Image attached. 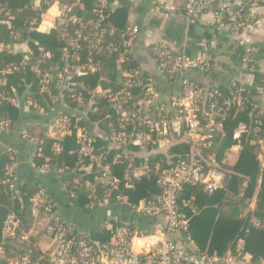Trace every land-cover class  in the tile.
<instances>
[{
	"label": "built area",
	"instance_id": "2783aa9c",
	"mask_svg": "<svg viewBox=\"0 0 264 264\" xmlns=\"http://www.w3.org/2000/svg\"><path fill=\"white\" fill-rule=\"evenodd\" d=\"M86 1L90 0H59L61 15L51 17V27L43 32L57 31L59 39L65 44L61 49V66L46 68L54 55L40 47L37 42L34 43V50L26 44H14L12 50L22 53L24 60H28L33 53L37 55L30 69L38 78L39 92L45 94L51 104L49 113L38 110V113L47 119L44 123L46 137L55 141L53 149L58 153L61 147L57 141L74 135L79 149L70 150L69 153H75L82 161L77 173L93 174L92 183L106 187L105 200L99 207L106 206L108 202V205L123 207L130 213L146 218L162 217L164 225L152 232L143 233L135 224L114 225L113 221L116 220H109L103 229L110 233V241L90 240L88 234L67 223L59 215L54 204L44 206L42 216L39 217L40 207L49 195L46 189L38 188L29 200L32 206L30 214L35 219V224L29 231L20 230V219L11 212L3 222L1 235L3 240L21 245L29 243L32 235L41 229L51 241L52 253L48 254L38 248L37 257H30L28 254L5 257L4 249L0 247V257L6 264H232L235 260L229 254L222 259L208 258L198 253L195 258L188 256L173 239V233L185 235L189 229L190 218L177 207V194L184 185H200L204 191L213 193L225 182L226 175L214 167V159L209 157L208 161H203L200 153L208 148L212 135L221 130V122L226 118L227 109L232 105H240V93L247 88L239 81H232L231 86L237 95L224 102L223 107L219 106L214 100L218 94L217 88L202 86L189 76L191 72L208 71V59L178 54L169 44L159 41L147 46L148 55L155 62L160 74L168 79L180 80V89L177 92L159 99L152 74L147 73L142 77V69L124 66L131 58H136L135 46L140 36L139 27L127 23L124 29L118 30L111 25L110 11L114 9L112 0H94L92 5H86ZM234 1H238L235 11ZM56 2L57 0H39L37 7V0L31 1L34 9L44 6L39 19L33 21V31L38 32L37 28L43 23L42 18ZM183 2L189 22L195 14L201 12L210 15L214 23H220L221 14L227 15L230 20L237 17L240 19V13L246 6V18L235 26V29L241 28V31L251 33L264 18V0ZM152 3L163 7L161 0H152ZM15 21V16L10 11L0 8V26L11 30ZM224 27L233 30L229 25ZM5 48L6 44L0 41V52ZM81 50H88L84 61L79 56ZM99 52H107L116 57L114 64L120 76L116 89L103 88L99 84L89 87L78 79L99 71L101 64L94 57ZM12 70L18 68H7L4 73ZM84 92L88 97L83 96ZM254 92L259 100V113L264 114V77ZM98 99L107 102L110 125L115 127L112 134L104 135L107 151L96 149L95 137L89 130L80 126V123L86 120V111L95 113L99 109ZM11 102L28 110L32 105L30 100ZM70 103L75 104V107L77 105V108H71ZM201 116L207 119L204 125L201 123ZM11 129L13 128L10 120L0 121V132ZM249 129L245 123H240L234 129L230 153L240 152ZM254 131L259 133V127H255ZM20 138L37 151L38 157H42L40 150L35 148L36 140L31 138L23 127L20 130ZM176 141L187 142L189 151L175 161H158L154 164L151 162L157 154L166 155L170 145ZM249 145L254 147V156L264 169V138H255ZM113 150L118 152L109 161L107 152ZM121 159L127 162L122 179L111 169V165L117 164ZM38 169L42 173L51 172L48 165ZM151 172L157 176L158 194L140 199L137 203L130 202L120 189L132 188L131 180H139ZM59 173L61 171L58 170L56 174L63 177L64 174ZM7 174L5 182L9 184L10 190H15L18 178L15 161L7 166ZM64 192L67 197H71L73 193L65 190ZM184 240L191 242L188 236ZM241 245L240 240L238 248ZM261 264H264V261Z\"/></svg>",
	"mask_w": 264,
	"mask_h": 264
},
{
	"label": "trees",
	"instance_id": "16d2710c",
	"mask_svg": "<svg viewBox=\"0 0 264 264\" xmlns=\"http://www.w3.org/2000/svg\"><path fill=\"white\" fill-rule=\"evenodd\" d=\"M31 1L0 0V8L10 11L16 20L11 30H6L0 26V41L6 44L5 50L0 52V121L10 120L12 128L21 125L19 116L22 111L21 107L11 100L18 102L30 100L32 105L29 110L37 114L38 110L49 113L51 106L46 95L39 92L38 78L30 69L34 65V58L37 55L33 53L28 60H24L22 53L12 50V45L26 44L34 50L36 48L34 43L37 42L40 47L51 51L54 57L47 63L46 68L61 66V49L65 46L59 39L57 31L38 33L32 30L33 21L39 19L44 6L40 9H34ZM93 1H86V5H92ZM237 2H233L234 11L237 9ZM240 15H242L241 20L238 17L235 20H230L227 15L221 14L220 23H214L210 27L220 28L229 25L233 29L232 32H240L241 28L235 29V26L246 18V6ZM109 21L118 30L124 29L128 22L125 8L120 7L111 10ZM87 54L88 50H81L79 52L81 60L84 61ZM94 57L101 64L99 71L78 79L84 81L89 87H95L99 84L103 88H118L120 76L114 64L115 55L99 52ZM124 66L141 69L135 57L131 58ZM12 67H17L18 70L4 73L7 68ZM146 74L141 73V76L145 77ZM178 81L180 82L179 79ZM215 87L218 94L214 100L221 107H223L224 102L237 95L231 83L223 86L216 85ZM83 96L88 97L86 92L83 93ZM159 99L163 98L159 97ZM97 101L99 109L95 113L86 111V120L80 123V126L85 130H100L102 133L95 138L94 145L98 150L107 151L104 135L112 134L115 127L110 125L111 117L107 102L104 99ZM258 101L257 95L254 98L248 89H244L240 93V105H232L227 109L226 118L221 122V130L212 135L208 148L203 149L200 153L203 161H208V158L212 157L214 167L225 173L226 179L222 187L213 193H208L200 185L186 184L177 194L178 209L187 213L190 218L188 232L182 235V239L188 236L195 245L197 253L204 254L208 258L222 259L229 254L235 261H242L243 256L248 255L247 264H261L264 261V169L260 167L254 156V147L249 145V142L255 138H264V114L259 113ZM69 106L74 108L75 104L70 103ZM42 120L35 121L36 123H22L23 129L31 138L36 140L35 148L40 150L42 154V157H38L37 151L33 150L32 162L34 167L38 169L48 165L54 174L58 170L61 171L59 175L64 174L61 177L62 187L65 191L73 192L72 196L68 197L72 207L81 213L91 214L105 200L106 187L92 183L93 174L77 173V168L80 167L82 161L75 153H69L70 150L79 149L75 143L74 135L66 136L57 141L61 147L57 153L53 149L55 141L46 137L44 123L47 119L42 117ZM206 120V117L201 116L202 125L205 124ZM240 123L247 124L250 129L243 140L240 152L237 154L230 153L233 144L232 133ZM255 127H259V133H255ZM188 151L189 144L187 142L176 141L170 145L166 155L157 154L151 162L154 164L158 161H175ZM116 152L118 151L107 152L109 161ZM14 161L13 151L5 150L0 156V247L4 249L5 257L23 254L37 257L39 255L37 250L38 236L33 235L27 244L15 245L11 241L3 240L1 235L3 222L11 212L20 219V230L26 231L35 224V219L30 214L32 206L29 200L38 188H42L21 182L17 178L16 189L10 190L9 184L5 182L8 178L7 166ZM111 169L115 175L122 179L127 169V162L121 159L117 164L111 165ZM156 178V174L151 172L139 180H131L132 188L125 189L122 187L120 191L132 203H137L140 199L151 198L159 192ZM88 183L92 184L89 185ZM252 199H254V205L250 207ZM48 204H54L50 197L45 199L44 204L41 205L39 217L42 216L43 207ZM106 206H109L108 202ZM113 223L120 225L117 221H113ZM137 228L139 231L147 233L138 226ZM88 235L90 240L110 241V233L103 228L92 231ZM240 240L242 245L238 248ZM0 264H6L1 257Z\"/></svg>",
	"mask_w": 264,
	"mask_h": 264
},
{
	"label": "crops",
	"instance_id": "0c3cea01",
	"mask_svg": "<svg viewBox=\"0 0 264 264\" xmlns=\"http://www.w3.org/2000/svg\"><path fill=\"white\" fill-rule=\"evenodd\" d=\"M161 1L163 7L153 4L152 0L136 2L112 0L114 9L124 7L127 11V23L135 24L140 29V36L135 46L136 59L144 73L154 76L159 97L165 98L180 89L178 79H167L160 74L155 62L148 55V45L163 41L178 54L208 59L210 66L208 71L189 73L190 78L198 84L205 87L223 86L236 80L255 98L254 89L264 77V18L254 32H232L225 27H210L214 24L212 17L203 12L195 14L190 22L187 21L183 0ZM27 47L30 48L28 45ZM17 106L21 107L22 111L19 116L21 125L0 132V156L5 150L12 149L19 181L46 189L59 215L67 223L86 234L103 228L109 220L135 224L147 233L163 227L162 217L146 218L113 204L99 207L91 214H84L74 209L62 187V178L53 172L42 173L35 168L31 158L33 147L20 138L22 123L43 121L42 116L24 106ZM89 131L95 138L102 133L97 129ZM253 203L254 199L251 200L250 207H253ZM113 206L114 208L111 209L110 207ZM99 209H102V212ZM29 230L30 228L26 231ZM34 236H38L37 248L51 254L53 246L45 232L39 229ZM173 239L188 256L197 257V249L193 242L187 243L177 232L173 233ZM248 260L249 256L246 255L242 261H233L232 264H247Z\"/></svg>",
	"mask_w": 264,
	"mask_h": 264
},
{
	"label": "clouds",
	"instance_id": "9594fccd",
	"mask_svg": "<svg viewBox=\"0 0 264 264\" xmlns=\"http://www.w3.org/2000/svg\"><path fill=\"white\" fill-rule=\"evenodd\" d=\"M36 6H39V0H37ZM59 15H61V13L59 11V0H57V2L54 3L49 9V12L42 18L43 23L40 27L37 28V31L41 33L45 32L48 27H51L50 18Z\"/></svg>",
	"mask_w": 264,
	"mask_h": 264
},
{
	"label": "rangeland",
	"instance_id": "374dc122",
	"mask_svg": "<svg viewBox=\"0 0 264 264\" xmlns=\"http://www.w3.org/2000/svg\"><path fill=\"white\" fill-rule=\"evenodd\" d=\"M101 207H102V206H101ZM101 207H100V208H101ZM110 208H111V209H113V208H114V206H113V207H110ZM99 210H100V212H102V209H99ZM98 213H99V212H98Z\"/></svg>",
	"mask_w": 264,
	"mask_h": 264
}]
</instances>
